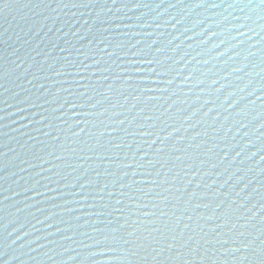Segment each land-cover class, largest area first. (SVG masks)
Returning <instances> with one entry per match:
<instances>
[{"label":"water","instance_id":"1","mask_svg":"<svg viewBox=\"0 0 264 264\" xmlns=\"http://www.w3.org/2000/svg\"><path fill=\"white\" fill-rule=\"evenodd\" d=\"M261 249L264 0H0V264Z\"/></svg>","mask_w":264,"mask_h":264},{"label":"snow or ice","instance_id":"2","mask_svg":"<svg viewBox=\"0 0 264 264\" xmlns=\"http://www.w3.org/2000/svg\"><path fill=\"white\" fill-rule=\"evenodd\" d=\"M247 247V245H246ZM261 252H264V249H261ZM261 264H264V261H261Z\"/></svg>","mask_w":264,"mask_h":264}]
</instances>
